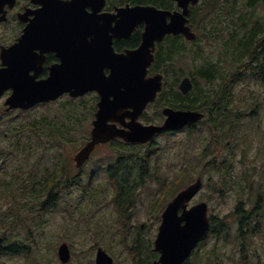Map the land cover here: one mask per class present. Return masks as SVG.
I'll use <instances>...</instances> for the list:
<instances>
[{
	"label": "flooded vegetation",
	"instance_id": "obj_1",
	"mask_svg": "<svg viewBox=\"0 0 264 264\" xmlns=\"http://www.w3.org/2000/svg\"><path fill=\"white\" fill-rule=\"evenodd\" d=\"M69 1L72 0H10L0 10V72L3 74V79L10 81L9 85L0 84V118L4 117L3 114L25 113L32 119L33 123H37L38 119L34 115L41 113V126L45 134L37 143L33 140L38 137L25 135L4 136L8 140V144L5 147L8 151L6 156L9 160H13L17 166L15 172L19 183L26 181L31 186L35 182L36 190L44 191L41 193V196L42 194L43 196H40V199H33L35 203L40 204V207H54L56 205L55 190L60 188L64 190L67 188L81 190L83 188L86 190L90 186L92 187L91 183L95 178L104 177L112 188L113 208L117 214V222L126 223L129 218L127 214L131 212L133 205V198L139 192L140 187L144 185L146 178L154 174L151 161L161 150V148L157 147L160 137L173 136L183 131H186L191 137H195L198 132L200 134L203 132L200 126L205 124L209 132L210 141L211 136L214 135V129L220 130L223 126H229L226 130H234L236 125L241 122L242 117L256 118L258 113L256 106L248 109L244 114L242 112L250 106L237 105V108H232L233 99L225 107L227 108L226 112V109L222 111V107H220L219 114L211 113L207 109L203 110L200 106L194 108L195 102L198 103L199 100H195L192 95L195 82L193 77H191L192 89L186 95H173L175 102H181L180 100L184 99L185 106L180 104L181 107L172 109L202 113L204 117L200 121L190 123L179 131L160 132L144 143L127 142L118 137L108 139L95 145L85 162L78 166L75 156L84 145L91 141L92 123L96 120L95 115L98 111L100 96L95 91L88 92L84 96H72L69 91H66L72 80L74 81L75 90L80 89L83 70L87 68L84 65L85 63L82 62V27L76 24L78 19L73 17L71 12L58 8L60 3ZM44 4H48L50 7L44 8ZM89 4L84 8V12L87 14L92 13L91 2ZM107 4L108 0H105V6L100 13H113L117 7H121L114 6L107 10ZM142 30V26L136 30L140 31V41L135 46H126L125 42L136 31L127 39H114L113 46L115 43L119 46L117 49L114 47L115 52L123 53L125 50L138 48L141 42ZM87 42H91V38H87ZM155 48L154 55L156 56L158 44H156ZM191 54L190 52L189 55ZM92 69L94 70V67L90 66L91 71ZM109 73L110 71L105 69V75L108 76ZM156 73L158 72L152 73L149 70L147 77H151ZM43 83H45L44 87L46 88L45 99L34 97L39 86ZM14 91L31 95L32 97L28 101L33 103V105L28 108L13 107L9 109L7 102ZM158 97L157 95L156 99L149 103L137 116L135 119L136 123L138 122L144 126H160L163 124L165 117L162 114V107ZM86 108L90 110L91 120L89 130L82 136V110ZM151 108L156 109L154 116H149L148 114ZM229 110H231V113ZM132 113L133 110L129 108H117L114 113L109 115L110 121H108L107 125L114 126L117 129H127L126 127L132 122ZM223 138H225V134ZM212 143L213 146L217 145L215 140ZM67 145H73L77 149L70 157L74 176H71L69 167L68 172L66 171L65 163L60 158L63 147ZM234 147L233 156L236 166H239L240 169H251V158L245 155L248 144L245 135L240 130H237V142ZM221 148L231 149V143L229 141L223 143ZM106 150L110 152L106 153ZM206 151L207 148H203V152H199V159L204 158ZM100 152H103L101 153L102 157L94 159L97 153ZM91 160H94L92 166L87 169ZM7 166L10 167L9 161ZM213 166L216 167L218 165L214 164ZM222 167L223 165L215 170L218 173L222 171L221 176L225 178L224 173L233 167V160L227 161L225 170ZM186 168L188 169L187 175L192 176V180L189 183L201 178L204 185L206 178L203 174L204 164H202V161H199V164L195 166L194 160L190 159ZM101 170L104 173L100 172ZM229 173H233V171ZM195 175L198 176L193 179ZM174 181L170 186L167 184L163 185L165 182L161 181V193L170 188L172 190L169 191L176 193V177ZM123 182H126V184L118 185ZM160 199L157 205H159ZM165 199V202L168 201V197ZM261 201L263 205V200ZM199 202L190 201L188 207ZM262 205L257 202L256 205L250 208L245 203H239L236 206L234 213L236 216L239 215V219L236 220L237 226L234 231L237 232V236L241 241V250H243V242L246 238L260 231L257 217L258 213L263 210ZM165 207H161L160 209L163 208V210L158 213L160 223ZM210 226V230L213 231L211 223ZM145 227L146 225L142 224L139 229L143 230ZM225 227L226 225L219 223L215 238H218L221 232L226 231ZM260 227L262 230V221L260 222ZM135 240H139L138 235Z\"/></svg>",
	"mask_w": 264,
	"mask_h": 264
},
{
	"label": "rangeland",
	"instance_id": "obj_2",
	"mask_svg": "<svg viewBox=\"0 0 264 264\" xmlns=\"http://www.w3.org/2000/svg\"><path fill=\"white\" fill-rule=\"evenodd\" d=\"M204 50L223 72L232 70L230 58L223 54L220 47L208 45ZM185 65L183 67L185 75L190 76L194 65ZM196 83L203 90L209 87L205 80H196ZM235 84L231 92L234 100L231 107L250 106L242 112L244 114L248 109L256 106L258 117H242L236 128L233 127L234 130H226L229 126H223L220 130L214 129L210 141L205 124L200 126L203 132L201 134L198 132L195 137H191L186 131L178 132L173 136L160 137L157 147L161 150L151 161L154 174L146 178L144 185L133 198L126 223L117 222L112 188L104 177L95 178L96 180L91 183L92 187L86 190L83 188L55 190L56 205L41 212L40 204L35 203L26 190L19 189L18 178L7 177V180L17 179L18 182L14 183V187L21 195L19 196L16 191L14 195L11 194L10 189L5 192L0 190V234L4 231L8 238L2 243V247L10 245L14 239H17L26 244L28 250L25 251L27 254L17 251L16 254L2 255L0 264H62L57 255L58 247L62 243H66L71 252L67 264H95V252L99 247L113 258L114 264H132L135 261L134 256H138L136 261L140 260L141 264L151 263L155 254L152 252L153 241L160 223L158 213L173 197L168 193L171 188L161 193L160 182L164 181L163 185L170 186L175 177L184 173L186 177L184 187L190 184L192 176L187 175L186 168L190 159L194 160L195 166L202 161L203 174L206 178L202 190L192 201L205 202L208 205V217L217 222L215 228H219L222 220L226 225V231L221 232L218 238L209 234L194 250V254L189 258V264H264V85L246 75L235 81ZM155 111V108H151L148 111L149 116H154ZM229 112L231 113V110ZM3 115L4 117L0 119V148H5L8 144L4 136H13L9 133L12 128H20L25 124L42 127L41 113L34 115L38 119L37 123H33L25 113ZM90 120V110L83 109L82 136L89 130ZM237 130L245 135L248 144L245 155L251 158V169H240L236 166L233 155ZM37 131L39 135L33 134L32 131H25L23 135L38 137L33 140L37 143L45 136L43 127ZM17 133H21V130H17ZM224 134L225 138H223ZM214 140L217 141L216 146H213ZM228 141L231 143V149H222L221 144ZM203 148H207V151L204 158L199 159V152H203ZM76 151L75 146L67 145L63 147L60 155L67 172L68 167L70 168L71 176L75 174L70 157ZM101 153L103 152L97 153L94 159L102 157ZM228 160H233V167L225 171L224 178L221 176L222 171L218 173L215 169L223 165L222 169L225 170ZM93 161H90L87 169L92 166ZM9 164L11 168L14 166L17 168L13 160H9ZM214 164L218 166L214 167ZM230 171L233 173H229ZM100 172L104 173L103 170ZM197 176L195 175L193 179ZM165 195L169 199L160 209L161 202L166 198ZM159 199L161 201L157 205ZM257 202L263 206L257 217L260 231L248 236L241 250V241L234 231L237 226V216L234 211L239 203H245L250 208ZM4 213L13 218L12 222H8L9 225L1 223ZM142 224L146 227L140 230ZM137 235L141 244L138 243L139 245L136 246H140V250L132 254L128 245Z\"/></svg>",
	"mask_w": 264,
	"mask_h": 264
},
{
	"label": "water",
	"instance_id": "obj_3",
	"mask_svg": "<svg viewBox=\"0 0 264 264\" xmlns=\"http://www.w3.org/2000/svg\"><path fill=\"white\" fill-rule=\"evenodd\" d=\"M9 1L0 0V10ZM172 1L177 7L175 11L162 10L151 5H125L116 8L113 13H100L105 6V0H72L58 5L59 9L71 12L73 17L78 19L76 24L82 27V62L87 66L83 70L80 89L75 90L72 80L66 91L72 96H84L95 91L100 96L96 120L92 123L91 141L75 156L78 166L85 162L95 145L100 142L118 137L127 142L144 143L160 132L178 131L204 117L199 112L165 107L162 110L165 116L162 125L144 126L135 122L137 116L162 90V74L146 77L148 69L154 62L155 44L162 42L167 35H183L187 41H194L196 37L188 25V17L190 8L197 6L200 0ZM90 2L92 13L87 14L84 8L90 5ZM49 7L50 5L44 4V8ZM141 26L143 31L138 48L125 50L123 53L115 52L113 40L127 39ZM87 38H91V42H87ZM90 66L94 67V70L91 71ZM105 69L110 71L108 75L110 77H105ZM2 75L0 72V84L9 85L10 81L3 79ZM44 84L39 86L34 97L45 99ZM178 88L186 95L192 89L191 79L184 77ZM31 97L27 93L14 91L7 102L9 109L31 107L33 103L28 101ZM117 108L133 110L132 122L127 129L107 125L110 121L109 115ZM201 187L202 181L198 178L167 204L154 240L153 252L159 256L152 264H184L198 243L207 235L210 227L207 204L201 202L187 208ZM2 241L0 237V245ZM58 259L62 264H66L70 259V250L64 243L58 248ZM95 264L114 263L104 250L98 248Z\"/></svg>",
	"mask_w": 264,
	"mask_h": 264
},
{
	"label": "trees",
	"instance_id": "obj_4",
	"mask_svg": "<svg viewBox=\"0 0 264 264\" xmlns=\"http://www.w3.org/2000/svg\"><path fill=\"white\" fill-rule=\"evenodd\" d=\"M130 5H152L163 10H175L176 6L172 0H108L107 10L114 6ZM189 25L196 34L193 42H186L181 36H168L160 44L155 56V61L150 69V72H161L164 75V87L159 94L158 101L161 107L168 106L171 108L185 106V100L175 102L173 95L180 96L176 90L179 80L182 76H186L184 65H194V70L191 73L195 82L192 95L195 100L194 108L200 106L203 110H210L211 113L219 114L220 107L222 111H227V105L232 101L235 81L242 78L244 75L251 77L256 82L264 85V0H200V3L191 8L189 16ZM140 41V31H136L133 36L125 42L126 46H135ZM208 45H216L220 47L223 54L230 58L232 62V70L223 72L204 48ZM117 49L119 46L114 44ZM192 53L189 55V53ZM196 80L206 81L209 87L203 90L196 83ZM216 85V86H215ZM179 104V105H178ZM216 106V108H214ZM191 109V108H190ZM217 120V119H216ZM42 127L25 124L18 130L16 128L9 130L13 136H21L23 133L31 132L39 135L38 129ZM8 151L5 148H0V190H12L10 193L14 195L17 188L14 183L17 179L7 180V177H16L15 166L13 168L7 166L9 158L6 156ZM4 162V164H2ZM185 174H181L176 178L177 192L184 187L186 182ZM184 176V177H183ZM175 181H172V184ZM126 184V182L118 185ZM19 189H24L29 196L40 199L41 193L36 190L35 182L31 186L26 181L18 183ZM171 196L175 194L173 191L168 192ZM17 194L20 196L21 193ZM167 194V193H166ZM43 196V194H42ZM41 196V197H42ZM167 197V196H166ZM169 199V198H168ZM166 200V199H165ZM165 200L161 202L163 207ZM52 208L51 206L40 207L39 211ZM5 216V218H4ZM238 219H239V215ZM237 219V220H238ZM13 218L8 217L6 213L1 219L2 225H9ZM213 227H216L217 222L210 220ZM224 225V222H220ZM125 227V225H123ZM212 232V236L215 235ZM4 242L8 240L7 234L3 231L0 234ZM140 240H132L128 245L129 251L134 254L136 250H140ZM138 244V245H139ZM28 247L22 241L14 239L13 242L6 246H0V257L2 255L16 254L21 251L27 254ZM26 251V252H25ZM138 256H134L135 261L132 264H141L140 260L136 261ZM153 259L157 257L154 254ZM190 263V259L186 264ZM146 264H150L149 262Z\"/></svg>",
	"mask_w": 264,
	"mask_h": 264
},
{
	"label": "snow or ice",
	"instance_id": "obj_5",
	"mask_svg": "<svg viewBox=\"0 0 264 264\" xmlns=\"http://www.w3.org/2000/svg\"><path fill=\"white\" fill-rule=\"evenodd\" d=\"M105 77L107 78V77H110V76H105Z\"/></svg>",
	"mask_w": 264,
	"mask_h": 264
},
{
	"label": "bare ground",
	"instance_id": "obj_6",
	"mask_svg": "<svg viewBox=\"0 0 264 264\" xmlns=\"http://www.w3.org/2000/svg\"><path fill=\"white\" fill-rule=\"evenodd\" d=\"M74 161V160H73ZM112 180V179H111ZM111 182V181H110ZM117 210V209H116Z\"/></svg>",
	"mask_w": 264,
	"mask_h": 264
}]
</instances>
